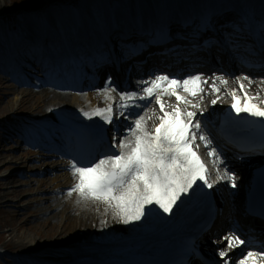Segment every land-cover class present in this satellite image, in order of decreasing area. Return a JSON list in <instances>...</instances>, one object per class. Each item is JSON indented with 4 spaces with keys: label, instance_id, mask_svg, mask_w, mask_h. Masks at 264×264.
<instances>
[{
    "label": "snow or ice",
    "instance_id": "6c2138e0",
    "mask_svg": "<svg viewBox=\"0 0 264 264\" xmlns=\"http://www.w3.org/2000/svg\"><path fill=\"white\" fill-rule=\"evenodd\" d=\"M55 7L45 2L29 10L25 17L30 25L21 38L38 52L45 53L58 41L72 35L75 20L81 15L77 8L65 17L55 11ZM259 7V18L251 10L252 6L241 0H214L191 15L145 17L132 13L127 20L98 18L101 34L97 47L78 55L75 62L81 69L95 70L108 65H123L141 56L148 59L155 55L153 49H156L163 56H178L185 51L188 59L195 56L205 61L219 60L227 54L242 64L259 57L264 67V0H260ZM213 76L211 92L219 93L221 89L216 82L226 85L228 81L215 73ZM207 84L208 79L202 73L182 77L157 74L150 81L139 82L138 87L143 85V95L137 91H121L118 115L125 119L135 117L123 131L120 122H114L112 103L91 112L81 110L88 120L99 117L104 124L112 125L115 132L109 143L101 128L90 142L88 155L73 157L70 168L77 182L68 194L78 193L83 199L103 202L112 209L115 218L129 225L146 222V217L158 216L161 211L171 217L174 208L179 212L193 197L210 199L212 193L207 189H213L219 180L227 179L231 189L241 188L236 174L227 168L221 174L217 166V180L208 179V168L195 148L199 147L197 140L206 148L212 144L204 131L208 128L209 118L205 117L202 125L196 111L180 107L186 104L192 109L200 108V104L192 103L188 97L195 98L203 93ZM111 85L112 77L109 76L102 91L107 100L114 102L111 93L116 89ZM239 88L243 96L236 90L229 93L233 100L231 110L237 118L244 113L261 118L260 123L264 124V107L253 102L258 97L249 96L242 82ZM163 96L175 97L177 103L171 111L166 109ZM217 99L211 101L212 105H216ZM152 102L159 105L163 114L158 117V126L149 130L146 116L137 110ZM200 115L203 116L202 110ZM233 122L239 124L240 120ZM116 133L120 134L118 142ZM229 142L233 141L229 138ZM105 145L101 158L96 159ZM261 148L264 149V142ZM208 155L213 157V163H224L216 147H210ZM260 176L259 189L250 188L243 211L245 216L264 222V169L260 170ZM239 232L240 229L234 226L223 240L228 249L240 248L241 258L232 260L227 251L220 249L217 254L222 264H264V230L254 237L260 240L258 251L248 250L254 239H241ZM175 264H205L195 240L187 243L182 258Z\"/></svg>",
    "mask_w": 264,
    "mask_h": 264
},
{
    "label": "bare ground",
    "instance_id": "6f19581e",
    "mask_svg": "<svg viewBox=\"0 0 264 264\" xmlns=\"http://www.w3.org/2000/svg\"><path fill=\"white\" fill-rule=\"evenodd\" d=\"M90 2H94V0H84V10L80 12V20L77 21L80 23L78 28V38L81 39L82 45L83 42L88 40V34L91 31L88 28L90 26V22L83 20L86 19V16H88L89 14L90 7L92 5V3ZM244 2L246 1L244 0ZM154 4L161 8L166 6V4H162L158 1H154ZM126 6L127 8L123 12L124 14L120 17L121 20L129 19L132 13L141 14V10H132L133 6L130 2H127ZM257 6L258 8H256V11H258L259 9V4ZM57 11L60 12L59 10ZM122 11L123 10H119L118 12ZM173 12L176 13V11ZM103 13L105 12L103 11ZM167 13L168 12H165L163 15ZM174 13H168L167 15H177ZM144 16L147 17V15ZM256 17L259 18V16ZM25 20L26 23H24L25 25L23 24V27H29L30 21L26 18ZM23 22L24 21L22 20V23ZM56 45L57 48L54 49V52L57 56L59 51L63 49L65 51L67 50L64 47L62 41H58ZM65 51H63V54L66 53ZM70 51L72 52L73 50ZM39 53L40 52H36L35 55L38 56ZM17 56L20 57L21 55L17 54ZM49 64L50 63H46L45 67L49 73H52L54 69H52ZM107 67L113 70L111 65H108ZM108 73L113 74L112 71ZM108 73L106 74L108 75ZM98 85L99 86L97 87L103 86V82ZM36 89L39 92L38 94H41L40 103H37V105H35V109L39 113L30 112L29 114L34 117L43 112L48 113L50 117L56 119L64 118L65 123L69 121L68 117H70L71 115L68 111H63L64 107H68L69 110L74 111H88L93 107L91 105H93V103L95 104V98L96 100L100 101L106 99L102 98L101 100V98L99 97L100 93L97 92L98 90L95 92L94 96L93 92L75 93L72 91V89L68 90V87H61L60 89L47 88L44 87V83H40L36 87ZM220 89L222 90L219 93L211 92L210 89V92H207L205 94H208L209 96L213 95V98L219 97L220 100L230 98L231 95L225 91L226 88L223 87ZM254 90L260 91V89L256 88H254ZM257 93L258 92L251 93L252 97H258V99L255 100L260 99L259 96H254ZM23 97L24 96H22L20 99H17V101L23 100ZM30 98H33V96H31ZM197 98L198 96H196L195 98L191 96L188 97V99L192 101H195L194 99ZM88 99L90 100V102L87 103ZM164 103L166 109H172L177 101L175 97H165ZM141 115L146 116L147 126L150 130V125L159 116V111L156 107L154 110L150 109L148 112H142ZM148 117H150V119H148ZM2 147L3 145L0 146V149H2ZM21 156H23V154L19 155V157L17 158H21ZM10 157L11 159L8 160L7 158H9V155L0 152V170L6 167V165H13L15 163H18L14 161L16 156ZM50 161L51 163H49V165H53L56 167V169L52 172L53 174L47 175V180L45 178H38L36 181L30 180L31 182L25 186V189L23 184L10 187V183L14 181V176L20 171L12 172L9 174L4 173L2 176H0V203L3 204V207L0 209V211L8 215L9 212H11L10 210H8V208H15V202L13 200H7L12 199L11 197H19L20 195L24 194V192H28L29 194L27 195L33 197L40 195V197L36 199L28 198L29 201L27 206L30 207L33 212L39 213L40 216L46 217H43V220L41 221L43 225L46 223L49 225V229L43 228V233L45 235L53 232H57L58 234L55 238H49L47 236L44 237L43 240L35 241V237H33L32 235H27V233L25 232L24 226L28 225L29 222L28 219L25 218L24 210L22 208L18 209L20 210V212L17 214L16 219L17 221H19L17 222L18 225L17 227H14L12 224V227L10 230H8V232L10 235H12V238L18 239V244H23L24 247L27 246L32 251H35L36 249L38 250V247H40V250H36L34 253L35 256L40 257L39 264H69L65 263V261H71L72 258L78 257L83 253L84 250L96 251L100 249L101 251H99V253H104L105 251L102 250L104 248H106V251H113L115 248L122 250L123 248L137 245L140 240L146 241V244L148 242V244H158V246L166 247L170 235L177 228H182L184 226L187 216L190 213V208H192L194 203H196L197 197H193L190 201L184 204L183 208L179 212H177L174 208V215L171 217H169L167 214L162 213L161 211L158 216H153L150 218L146 217V222L140 221L134 222L133 224L124 225L114 217L112 209L103 202L91 199H83L78 193H74L78 201H75L74 196L73 200L71 202H68L66 192L71 189L63 191L61 188L64 185H66V187H70L73 184V181L69 183L71 181V178L70 172L67 170V168H69L70 165L66 164V166H62V164H60L57 160ZM255 162L256 160L251 161V163ZM61 170L64 171L62 174L55 172ZM23 176L24 175H22L21 177L25 178ZM74 180H76L75 177ZM8 182L10 183L8 184ZM182 199H184V197H182ZM21 202L22 199H18L16 203L20 204ZM23 218H25V222H22ZM53 220H55V222L49 223V221ZM30 226L31 228L33 227L35 229L37 225L30 223ZM38 232L39 234L41 233L39 229ZM112 241H116L117 244H110L109 242ZM63 243H70L75 245L68 248L61 247L60 249H55L53 251H44L45 245L59 246ZM41 256H49L54 258L58 257V259H56L54 263H51L48 262V259H41ZM116 259L121 260V257H117ZM107 263L110 262H105V264Z\"/></svg>",
    "mask_w": 264,
    "mask_h": 264
},
{
    "label": "rangeland",
    "instance_id": "374dc122",
    "mask_svg": "<svg viewBox=\"0 0 264 264\" xmlns=\"http://www.w3.org/2000/svg\"><path fill=\"white\" fill-rule=\"evenodd\" d=\"M56 3L61 2L62 0H53ZM21 0H0V15H5L6 12L12 10L14 5L16 6L17 3H20ZM47 2L46 0H37L36 5L41 6L43 3ZM69 3V2H67ZM34 5V6H36ZM28 13H20L17 17H13V19H10L9 21L4 22L3 20L0 19V50L3 48H6L5 43L7 42V38L11 37L12 40H14V36H18L22 33L23 27L22 23L18 21V18H22V16H26ZM0 57L1 53H0ZM11 84L5 79L0 77V118L4 117L6 115L9 116V120H11L10 124L6 123L5 129L0 130V146L3 145L2 149H0L1 153L8 154L9 158L8 160L11 159L10 156H16L14 161L18 162L13 165H6L2 170H0V176H2L4 173H11V172H16V171H22L27 178L26 179H21L20 173L14 176V183H10L11 186H19L20 184H23L24 189L27 184L30 183V180H35L38 179V172L41 170H44L48 165L49 162H36L33 160L36 157V154L30 153V152H14L18 148V144H13L10 142H3L6 139V136L8 134H13L14 130L17 129V120L15 117H18V114L26 115V113L30 112H36L35 105L37 103L39 104L41 101V94H37L32 90H27V89H13ZM29 95V96H27ZM22 96H24L23 100L17 101V99H20ZM33 96V98H30ZM38 101V102H37ZM35 103V104H34ZM45 115V114H44ZM14 129V130H13ZM23 154V158H17L19 155ZM22 157V156H21ZM23 161V162H22ZM51 167V166H50ZM47 178V177H43ZM50 178V177H48ZM47 180V179H46ZM60 181V180H59ZM29 194L28 192H24V194L20 195L19 197H11L12 199H7V200H13L15 202L14 206L15 208H8L11 212H9L8 215L2 213L0 211V247H2L0 250L8 251V252H16L20 253L21 251L25 252L29 250V248L24 245L18 244V239L17 238H12V235L9 234L8 230L11 229V225L13 224L14 227H17V214L20 212V208L24 210L25 213V218L28 219L29 224L25 225V232L27 235H32L35 237V241L38 240H43L44 237H49V238H55L58 234L57 232L49 233L45 235L43 233V228L49 229V225L42 224V220L44 216H40L39 213H35L32 211L30 207H28V198H39L40 195L37 196H30L27 195ZM22 199V202L20 204H17V200ZM71 201V200H70ZM3 207V204L0 203V209ZM25 218H23L22 222H25ZM46 218V217H44ZM53 221H49V223H53ZM31 224L37 225L36 228L40 230V234L38 232V229H34L33 227L31 228ZM40 224V225H39ZM8 232V233H7ZM43 233V234H42ZM49 248V247H47ZM5 254V253H4ZM11 256L15 257V254H11ZM6 257V255L1 256L0 255V264H18L16 262V259H12V257ZM27 262V261H26ZM25 264V263H24ZM28 264H30V261H28ZM32 264V263H31Z\"/></svg>",
    "mask_w": 264,
    "mask_h": 264
}]
</instances>
